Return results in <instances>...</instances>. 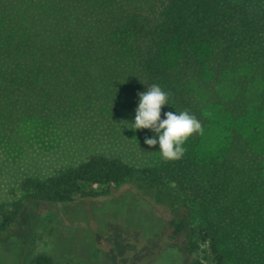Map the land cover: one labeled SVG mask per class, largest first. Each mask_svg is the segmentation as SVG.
<instances>
[{"label": "trees", "instance_id": "1", "mask_svg": "<svg viewBox=\"0 0 264 264\" xmlns=\"http://www.w3.org/2000/svg\"><path fill=\"white\" fill-rule=\"evenodd\" d=\"M152 84L170 93L161 119L187 110L203 126L183 158L157 144L154 163L135 165L98 147L125 136ZM33 120L87 155L0 204V264H89L35 252L34 224L24 238L11 228L35 204L66 217L75 200L126 196L172 213L181 264H202L199 244L211 264H264V0H0V147Z\"/></svg>", "mask_w": 264, "mask_h": 264}, {"label": "rangeland", "instance_id": "2", "mask_svg": "<svg viewBox=\"0 0 264 264\" xmlns=\"http://www.w3.org/2000/svg\"><path fill=\"white\" fill-rule=\"evenodd\" d=\"M131 127L125 136L109 142L104 140L105 147H98L111 150L131 164L154 163L156 155L144 144L142 129ZM68 138L66 133L43 121L23 124L17 139L0 147V204L21 198L19 186L24 178H44L54 170L81 162L87 155L81 152L85 150L77 144H68ZM122 194L123 190L112 193L113 197ZM79 203L84 206L69 212L70 207ZM98 203L75 200L71 206L62 208L65 213L69 212L66 217L59 206L35 204L27 209V217L20 218L18 225L11 228V234L14 236L19 229L24 238L34 224L35 252L56 258L72 255L89 264H181L175 258L176 251L185 262L183 245L169 241L172 229L165 227L163 220L173 216L167 209L152 210L151 203L131 196ZM54 220H61L60 227L58 223L54 225ZM9 250L13 251V246L6 248L11 253ZM196 258L202 264H211L203 244H199ZM20 259L3 264H18Z\"/></svg>", "mask_w": 264, "mask_h": 264}, {"label": "clouds", "instance_id": "3", "mask_svg": "<svg viewBox=\"0 0 264 264\" xmlns=\"http://www.w3.org/2000/svg\"><path fill=\"white\" fill-rule=\"evenodd\" d=\"M139 104L135 110V122L131 129H149L157 134L145 137L144 144L151 147L159 144V152L164 161L182 159L187 149V140L194 134H202L203 126L195 115L184 110L179 113L165 112L161 119L162 107L168 105L170 93L159 85L152 84L147 91L140 92Z\"/></svg>", "mask_w": 264, "mask_h": 264}]
</instances>
